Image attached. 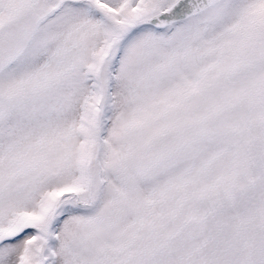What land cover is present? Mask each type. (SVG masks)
Instances as JSON below:
<instances>
[{"label":"snow or ice","instance_id":"snow-or-ice-1","mask_svg":"<svg viewBox=\"0 0 264 264\" xmlns=\"http://www.w3.org/2000/svg\"><path fill=\"white\" fill-rule=\"evenodd\" d=\"M0 264H264V0H0Z\"/></svg>","mask_w":264,"mask_h":264}]
</instances>
